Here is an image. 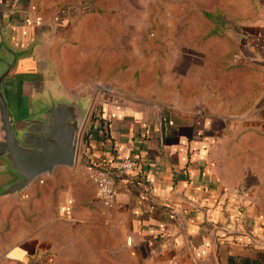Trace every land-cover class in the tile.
<instances>
[{"label":"crops","instance_id":"crops-1","mask_svg":"<svg viewBox=\"0 0 264 264\" xmlns=\"http://www.w3.org/2000/svg\"><path fill=\"white\" fill-rule=\"evenodd\" d=\"M80 1L0 0L15 124L50 97L87 109L74 166L0 196V264H264V0L207 1L222 11L193 0V49L158 43L157 60L150 40L127 43L149 12L128 0L82 11ZM170 12L158 10L152 35H182ZM127 51L142 58L122 62V76ZM123 155L138 168L119 175L104 207L87 157L115 165ZM11 178L0 164V186Z\"/></svg>","mask_w":264,"mask_h":264},{"label":"water","instance_id":"water-1","mask_svg":"<svg viewBox=\"0 0 264 264\" xmlns=\"http://www.w3.org/2000/svg\"><path fill=\"white\" fill-rule=\"evenodd\" d=\"M0 72V164L12 176L0 186V196L17 193L57 166L73 167L86 107L76 99L42 101L37 113L19 125L12 119L4 79L14 61ZM92 100V98H91Z\"/></svg>","mask_w":264,"mask_h":264},{"label":"rangeland","instance_id":"rangeland-1","mask_svg":"<svg viewBox=\"0 0 264 264\" xmlns=\"http://www.w3.org/2000/svg\"><path fill=\"white\" fill-rule=\"evenodd\" d=\"M125 4V0H123ZM131 1V3H133L135 5V7L138 11H144V12H149L150 13V20H149V25H147V23L145 21H139V25L140 24H144L143 26L145 27V30H137L136 27H133V31L132 34L129 35L127 37V43L128 45H133V47L135 45H143L145 44V42H147V40H150L149 43H153L154 46H156L155 48H153L154 50L150 51V56H155V58H151L154 60L158 59V52H156L158 50L157 45L158 43H165L166 45H171V48L173 47V42L176 45H180L182 48V54H189V50L193 49V0H176L175 3H173V0H164V2H162L161 0H128V2ZM202 1L201 3H199L198 5L200 6V8H205V9H210L212 8V6L219 8V10L221 9L222 11V7L221 5L217 4V5H208L207 1L208 0H200ZM213 3V2H212ZM73 4H67V5H63L61 10L59 11H69L72 8ZM79 7L80 10L82 11H87L89 9H94L95 4L91 3L88 0H81L79 2ZM144 8V9H142ZM107 10V8H106ZM105 10V11H106ZM158 10H160L161 13H163L164 11H168L170 10V13H176L179 14V17H177L176 19H180L179 21V25H176V27H179L181 29V31L183 32L182 35H178V34H169V35H162L161 37H157L155 34L152 35V32L154 31V33H156L157 28L161 27V22L160 20H158ZM140 13V12H139ZM173 15H171L172 17ZM152 17H155L156 21L154 22L152 20ZM172 22V20H167L166 22ZM227 24H230L231 26H233V22L227 21ZM205 25H201V27H204ZM168 27V26H167ZM189 30V31H186ZM245 33L243 36V39H245V44H247L249 42V40L251 39V33L244 29ZM186 33V34H184ZM242 34V29L239 32ZM249 33V34H248ZM163 40H165V42H163ZM251 41H253V37L251 39ZM167 49V48H166ZM155 51V52H153ZM187 52V53H186ZM141 52H136L133 51V53H131L130 51H127L125 58L121 59V62H119L120 67H118V74L123 75L125 68H123L121 65L122 62H126L127 64H131L130 60H131V55H135L134 59H141ZM174 54V52H170V53H166V55L169 56V59L172 58V55ZM146 55H144L145 57ZM126 64V65H127ZM139 75L136 74V77H138ZM155 80V79H154ZM156 85V84H155ZM79 157H82L81 153L79 152Z\"/></svg>","mask_w":264,"mask_h":264},{"label":"built area","instance_id":"built-area-1","mask_svg":"<svg viewBox=\"0 0 264 264\" xmlns=\"http://www.w3.org/2000/svg\"><path fill=\"white\" fill-rule=\"evenodd\" d=\"M109 167H112L113 171H109ZM137 168L138 162L131 155H123L115 165L91 156L87 157L86 163V171L95 186L96 197L104 207H112L115 204L118 176L133 173Z\"/></svg>","mask_w":264,"mask_h":264},{"label":"trees","instance_id":"trees-1","mask_svg":"<svg viewBox=\"0 0 264 264\" xmlns=\"http://www.w3.org/2000/svg\"><path fill=\"white\" fill-rule=\"evenodd\" d=\"M108 169H109V171H113V168H112V167H109ZM118 177H119V176H118Z\"/></svg>","mask_w":264,"mask_h":264}]
</instances>
